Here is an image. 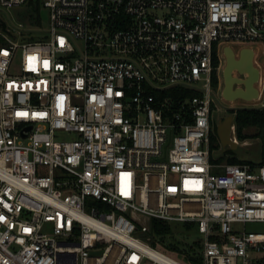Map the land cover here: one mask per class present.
Here are the masks:
<instances>
[{
  "label": "built area",
  "instance_id": "built-area-1",
  "mask_svg": "<svg viewBox=\"0 0 264 264\" xmlns=\"http://www.w3.org/2000/svg\"><path fill=\"white\" fill-rule=\"evenodd\" d=\"M39 3L41 37L0 18V264H187L151 219L193 223L196 264H264V133L257 162L209 138L226 45L252 48L264 108V0Z\"/></svg>",
  "mask_w": 264,
  "mask_h": 264
},
{
  "label": "rangeland",
  "instance_id": "rangeland-1",
  "mask_svg": "<svg viewBox=\"0 0 264 264\" xmlns=\"http://www.w3.org/2000/svg\"><path fill=\"white\" fill-rule=\"evenodd\" d=\"M27 1L26 3L18 6H12L9 8L0 7V18L6 23V25L13 29H21L22 33L27 37H41L48 29V13L47 10L39 5L38 12L32 10V6ZM234 48H237L234 46ZM230 45H226L223 51L220 52L221 56L225 59L220 65L217 72L218 85L217 91L222 97L219 101V109L213 110V120L219 119L222 115L234 110V107H250V102L241 98L234 99L236 97L250 98V86L252 80V69L245 60H250L253 57V51L251 47H243L238 51H235ZM250 48V49H249ZM251 50V52H249ZM243 58L239 64L233 60ZM251 55V58L247 57ZM248 58V59H247ZM232 61V65L228 68L227 62ZM252 62V60H251ZM261 63V59H258ZM239 66V67H238ZM242 70V71H239ZM244 74V77L239 79L238 73ZM234 115V113H231ZM253 132V131H250ZM221 150V146L219 151ZM233 155L239 160L257 162L260 160L261 155V140L259 137H248L244 140H239L238 145L232 150ZM171 233L166 235V241H181L187 243H193L201 239V235L197 232H189L184 229V225L180 222H172ZM250 230H260V226H248ZM191 231V230H190Z\"/></svg>",
  "mask_w": 264,
  "mask_h": 264
},
{
  "label": "trees",
  "instance_id": "trees-1",
  "mask_svg": "<svg viewBox=\"0 0 264 264\" xmlns=\"http://www.w3.org/2000/svg\"><path fill=\"white\" fill-rule=\"evenodd\" d=\"M32 6V10L38 12L39 0H29L28 2ZM213 66H217L218 59L213 56ZM211 83L213 88L218 85L217 70L213 69L211 74ZM185 94L193 95L194 93L190 90H186ZM234 113V125L235 133L238 140H244L248 137H262L264 133V108L255 107H238L236 110H230ZM253 131V132H250ZM210 160L215 162H227V163H239L240 160L233 155L231 149H227L224 153L215 155L219 152L220 142L215 131H210ZM171 224L158 219L150 220V230L148 236H150V244L152 247L173 255L180 261L187 264H196L195 258L192 257L196 251L197 242L187 243L181 241H166V235L171 233ZM184 229L191 232L194 224H183Z\"/></svg>",
  "mask_w": 264,
  "mask_h": 264
},
{
  "label": "water",
  "instance_id": "water-1",
  "mask_svg": "<svg viewBox=\"0 0 264 264\" xmlns=\"http://www.w3.org/2000/svg\"><path fill=\"white\" fill-rule=\"evenodd\" d=\"M249 52H251V50H249ZM241 57L242 56H240L239 59H235V57L233 55V60L236 62V64H239L240 61L243 59ZM247 57L251 58V55H248ZM233 60H231L230 62H227V67L228 68L234 63ZM251 60H252V58L249 61L245 60V63L248 64V66H250L251 69H252ZM232 61H233V63H232ZM239 71H242V70L239 69ZM253 81L254 80H251V83L249 81V86H250V88H249L250 89V94L249 95H251L250 98L236 97L234 99L241 98L243 100H250L252 97H255L256 96V90L253 87ZM232 122H233V116L230 115V116H228L225 119L224 122H219V124L217 126L216 134H217V137L219 139L220 146H221V150L218 152V154L224 153L227 149L233 150V149H235L237 147L235 142L230 137V131H231L230 126H231ZM26 129H30V126H28Z\"/></svg>",
  "mask_w": 264,
  "mask_h": 264
},
{
  "label": "flooded vegetation",
  "instance_id": "flooded-vegetation-1",
  "mask_svg": "<svg viewBox=\"0 0 264 264\" xmlns=\"http://www.w3.org/2000/svg\"><path fill=\"white\" fill-rule=\"evenodd\" d=\"M256 61H257V59H256V57H255V55H254V53H253V57H252V74H251V76H252V80H254V81H253V87H254V84L258 81V79H259V74H260V70H259V67H258ZM238 77H239V79H241V78L244 77V74L238 73ZM229 110H231V108H229ZM231 113H232V112H228V113H226L225 115H222L219 119H217V120L214 119V120L212 121V124H211V131H215V132H216V130H217V126H218L219 122H224L225 119H226L228 116L231 115ZM232 116H233V115H232Z\"/></svg>",
  "mask_w": 264,
  "mask_h": 264
},
{
  "label": "bare ground",
  "instance_id": "bare-ground-1",
  "mask_svg": "<svg viewBox=\"0 0 264 264\" xmlns=\"http://www.w3.org/2000/svg\"><path fill=\"white\" fill-rule=\"evenodd\" d=\"M224 59H225V57L220 55V65H221V63L223 62ZM219 68H220V66H219Z\"/></svg>",
  "mask_w": 264,
  "mask_h": 264
},
{
  "label": "crops",
  "instance_id": "crops-1",
  "mask_svg": "<svg viewBox=\"0 0 264 264\" xmlns=\"http://www.w3.org/2000/svg\"><path fill=\"white\" fill-rule=\"evenodd\" d=\"M250 49V48H249ZM240 73V72H239Z\"/></svg>",
  "mask_w": 264,
  "mask_h": 264
}]
</instances>
